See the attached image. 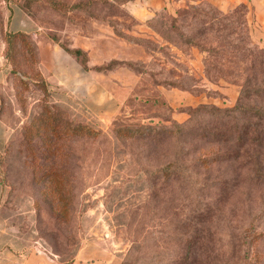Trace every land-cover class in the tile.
Returning <instances> with one entry per match:
<instances>
[{"label":"rangeland","instance_id":"obj_1","mask_svg":"<svg viewBox=\"0 0 264 264\" xmlns=\"http://www.w3.org/2000/svg\"><path fill=\"white\" fill-rule=\"evenodd\" d=\"M121 3L0 0V264H71L83 247L92 256L86 264H121L129 250L127 264H264V141L237 151L217 143L216 133L241 124H224L209 109L190 116L203 105L235 104L240 87L229 73L243 60L232 47L259 45L251 36L253 7L186 2L139 22L136 5ZM194 5L227 14L235 32L201 36L210 23L179 17ZM210 17L225 24L218 13ZM18 33L33 54L17 37L7 46L5 36ZM61 44L85 51L89 70ZM219 52L235 61L221 67ZM101 65L104 72L94 70ZM48 108L61 124L93 131L65 134L49 156L66 169L64 217L58 195L46 194L32 168L48 163L40 154L48 130L39 122L24 133L50 116ZM192 116L188 135H165L173 129L168 120ZM226 156L208 167L197 163ZM168 163L175 176L154 173Z\"/></svg>","mask_w":264,"mask_h":264},{"label":"trees","instance_id":"obj_2","mask_svg":"<svg viewBox=\"0 0 264 264\" xmlns=\"http://www.w3.org/2000/svg\"><path fill=\"white\" fill-rule=\"evenodd\" d=\"M130 0H121V4L126 3ZM83 7V4H75L71 5V8H78ZM244 4H238L235 6L242 7ZM239 8L234 10V15L238 14ZM213 13H218L222 16L223 21H225V24H221V22H217L214 18H211L210 15ZM180 19H186L187 17H191L194 19H200L202 21V24L210 23L209 28H204V30L200 33V35H205V33L208 32H228L230 29V34L234 33L235 31L232 29L231 23H228V16L227 14H223L222 12L215 9H208L205 10L201 6H190V9H185L179 12ZM176 19V18H175ZM235 21V20H234ZM246 22V21H245ZM244 22V23H245ZM237 27V26H236ZM235 28V27H234ZM26 35V34H25ZM23 34H9L8 36H5V40L7 43V46L11 44L12 39L15 37L19 38L21 47L25 48V51H29L33 54V46L28 41V39ZM53 38V37H52ZM57 42V41H56ZM190 42V41H188ZM57 44L60 46L59 41ZM63 44H61L62 46ZM248 47L245 48H238V47H232V50H237L241 52V59L243 60L240 64H236L234 69L229 73L230 76H232L233 79L237 82L238 86L240 87L238 98L235 102V104L227 109H219L212 106L203 105L198 108H195L191 111V115H202L206 114L200 109H209L210 112L214 114H218L220 119L226 118V122L224 124L230 125V120H234V124L239 123L241 124V127L234 129V125L232 127H225L222 129V131H219L216 133L217 135V143L219 141H222L225 144L233 143L235 148L238 150H241L242 148H245L246 146H262V141H264V49L262 47L255 46L251 42L247 43ZM219 47L223 48V45L220 44ZM218 47V48H219ZM63 50H66L68 53L73 55L75 58H77L80 63L84 66V68H87L89 70V67L87 65L88 58L85 53V51L81 50L80 48L75 47H69L63 45ZM8 49V48H7ZM201 50H206L203 47H200ZM207 51V50H206ZM223 51H227V49L223 48ZM36 52V50H35ZM208 53L213 54L212 49H208ZM219 52L218 56L219 60L222 61H228L232 63L235 61L233 59H230V57L227 54H224V52ZM116 64V61H110L108 63L109 65ZM224 64H221V67ZM97 72H104L106 70L102 65L97 66L94 69ZM221 72V71H219ZM176 108V107H174ZM48 116L46 119L41 116L38 118V121L33 122V125L31 128L26 126L24 128L25 134H33L34 129L38 127V123L42 122L43 126L47 128L48 133L50 137H47L48 139V147H44L43 150L40 151V154L45 155L44 161H48L45 165L39 166H33L32 168L36 170V172H40L39 179L44 180L46 183V187H44V190L46 194L55 192L57 196V203L56 206H58L59 213H57L58 216L64 217L65 214L67 215L68 209L67 206L70 203V198L65 199L64 192L66 191V183L67 180L65 179V173L66 169L61 163H56L55 161H52L49 156L56 157L55 152L58 151V148L55 146L57 142H60L63 139V136L65 134L72 136V137H79V136H90L93 134V131L89 129L87 126L82 125L80 123H67V124H61V121L53 114V109L48 108ZM176 110V109H174ZM58 110H55V114L57 115ZM222 115V117H221ZM193 120L190 118L188 122L183 124H178L174 121L168 120L171 123V126L173 127L172 130H165V135H176L181 136L183 134L188 135L189 132L193 129L194 124H191V121ZM31 124V123H30ZM32 129V130H31ZM149 131L154 130L153 128H148ZM33 131V133H31ZM130 136L137 135L136 132L130 133ZM43 139V138H42ZM245 150V149H244ZM33 156V155H30ZM239 154L237 153L234 155L233 158H237ZM48 159V160H47ZM217 158H202L197 163L201 167H208L209 165L213 163H218L219 161H228L230 159V156L222 157L220 160H216ZM33 160L30 159V161ZM155 174L157 173H164L168 178L173 177L177 173V167L174 166L172 163L166 164L162 169H156L154 171ZM191 175H186L187 178H190ZM134 249V248H133ZM197 249L195 247L191 248V258L196 257ZM132 253L130 250L127 252L126 257L124 259V262L121 264H127L128 260L131 258ZM74 260V259H73ZM72 260V262H73ZM71 262V264H72ZM195 262L192 261L190 264H193ZM70 264V263H69Z\"/></svg>","mask_w":264,"mask_h":264},{"label":"crops","instance_id":"obj_3","mask_svg":"<svg viewBox=\"0 0 264 264\" xmlns=\"http://www.w3.org/2000/svg\"><path fill=\"white\" fill-rule=\"evenodd\" d=\"M202 0H130V6L136 5L135 11L132 13L133 18L139 22L150 20L156 11L169 8L172 5L180 6L181 4L197 3ZM212 4L223 9L232 7L238 4H246L253 8L252 18L249 21L251 25V36L264 49V0H208ZM253 29V30H252ZM89 256L85 247L80 248L76 253L72 264H86ZM102 264H108L106 261Z\"/></svg>","mask_w":264,"mask_h":264}]
</instances>
